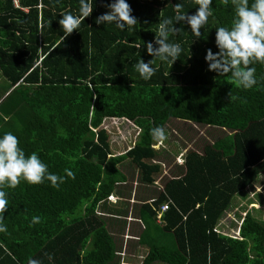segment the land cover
I'll return each mask as SVG.
<instances>
[{
    "label": "trees",
    "instance_id": "1",
    "mask_svg": "<svg viewBox=\"0 0 264 264\" xmlns=\"http://www.w3.org/2000/svg\"><path fill=\"white\" fill-rule=\"evenodd\" d=\"M18 1L16 7L0 0V75L12 90L0 103V137L11 132L26 157L37 153L49 173L64 179L56 186L46 179L0 186L8 200L0 212L7 228L0 242L16 264L29 258L37 264H120L114 237L97 212L108 209L118 185L128 184V162L142 185H158L162 149L151 129H166L172 119L217 129L221 137L201 151H186L158 197L138 200L143 264H264V219L246 212L237 237L218 229L232 199L264 173V63L249 65L257 84L245 90L233 84L231 71H209L205 60L209 49L220 51L216 29L231 27L233 0H212L200 36L186 20H174L177 4L181 14L194 15L196 0H127L137 23L123 30L96 23L114 0H89L87 18L80 0ZM67 13L81 16L68 36L59 24ZM164 19H173L175 29L168 42L182 48L172 64L147 52L149 43L159 48ZM140 59L153 61L150 79L136 71ZM108 119L131 123L135 131L118 156L102 127ZM169 199L173 205L158 225L157 212ZM127 215L118 210L108 217Z\"/></svg>",
    "mask_w": 264,
    "mask_h": 264
},
{
    "label": "clouds",
    "instance_id": "2",
    "mask_svg": "<svg viewBox=\"0 0 264 264\" xmlns=\"http://www.w3.org/2000/svg\"><path fill=\"white\" fill-rule=\"evenodd\" d=\"M212 0H196L199 5L194 15L181 14L182 5L177 4L175 10L177 15L175 21L186 20L195 36H200L201 27L207 22L211 15L210 5ZM234 18L231 27L221 26L216 29V44L220 49L214 55L209 49L205 56L209 64V71L222 73H232L233 84L242 89H251L257 84L255 68L250 64L264 63V0H254L249 6V0H233ZM109 11L97 17L96 23L114 24L118 29H125L129 25L137 23L132 15V9L127 0H114L108 5ZM93 11L89 0H80V12L84 18L91 15ZM81 23V16L67 13L62 15L59 24L67 36L73 33ZM173 19H164L158 26L156 44L159 48L153 50L152 44H147V52L158 58L161 62L172 64L181 54L182 48L179 43L168 42L169 33H174L175 29L170 27ZM162 38V39H161ZM153 61L145 63L139 60L135 69L142 79H150L154 75L156 68ZM152 138L159 144L167 140V133L163 126L151 129ZM18 138L11 132L0 137V186L9 188L16 187L23 179L29 184H40L45 179L53 186L57 181L63 182V177L49 173L47 165L33 152L30 156H25V152L18 146ZM67 176H73L71 171L66 170ZM7 193L0 190V212L6 210L8 204ZM4 217L0 215V232H6L7 228L3 223ZM39 217L34 218L38 222ZM239 234V232H238ZM28 264H37L29 258ZM127 264V263H126Z\"/></svg>",
    "mask_w": 264,
    "mask_h": 264
},
{
    "label": "rangeland",
    "instance_id": "3",
    "mask_svg": "<svg viewBox=\"0 0 264 264\" xmlns=\"http://www.w3.org/2000/svg\"><path fill=\"white\" fill-rule=\"evenodd\" d=\"M5 83V79L0 75V92ZM4 100H1L0 103ZM102 127L110 133H108L110 135V145L115 155L118 156L128 150V147L131 146L130 137L135 135V131L131 129V123L127 124L123 120L108 119L103 122ZM165 130L168 137L167 140L161 144L162 146L160 144L156 146V148L160 146V149H162L160 159L164 161L166 169L164 170L163 168L160 177H157L159 179L155 184L158 183V185H142L138 170L128 162L125 166V172L129 182L126 186H121L125 195H129L132 188L134 191L137 190L138 194L144 198L148 196L157 198L162 191L161 186L164 185V182L171 178L172 174H178L180 166L176 164V158L181 153L185 154L188 150L201 151L207 143H211L221 137V132L217 129L175 119L169 121ZM182 159L178 157V163H182ZM133 205L134 207L131 208ZM133 205L130 202L118 203L115 198L114 200L111 199L107 204V210L100 207L97 212V215L106 220L114 237L120 264H143L147 253V250L139 245V236L144 227L139 220L135 219L138 206L136 204ZM118 210L128 213V216L121 220L108 217V214ZM248 211H251L255 217L264 219V173L253 185H250L244 192L232 199L231 205L219 221L218 229L225 234L237 237L239 235V226ZM102 213L107 215L104 216ZM156 222L161 225L163 221L157 219Z\"/></svg>",
    "mask_w": 264,
    "mask_h": 264
},
{
    "label": "crops",
    "instance_id": "4",
    "mask_svg": "<svg viewBox=\"0 0 264 264\" xmlns=\"http://www.w3.org/2000/svg\"><path fill=\"white\" fill-rule=\"evenodd\" d=\"M6 83L3 85V89L0 92V101L4 100L12 91V90H8V92H6L7 88H8V85H6ZM183 155L184 154L181 153L178 157H181V159H182ZM178 157L176 158V164L181 166L183 163H178ZM160 165L162 167V170H163V168H164V170H166L165 169V163H164V161H162V159H160ZM121 186H126V185H118L116 190L114 191L113 195L111 196L112 200H114L116 198L118 203L119 202H130L132 205L136 204L137 206H139L138 204H141V203L138 202V200H151L154 198L153 196H148V197L144 198V197L140 196V194H138L137 190L134 191L132 188L130 189L129 195H125L124 189L121 188ZM110 201H111V199L109 198L108 203ZM135 202H137V203H135ZM114 204H116V203H114ZM132 207H134V205L131 206V208ZM0 264H16L15 254L11 253L10 250L7 248V246L2 244V242H0Z\"/></svg>",
    "mask_w": 264,
    "mask_h": 264
},
{
    "label": "built area",
    "instance_id": "5",
    "mask_svg": "<svg viewBox=\"0 0 264 264\" xmlns=\"http://www.w3.org/2000/svg\"><path fill=\"white\" fill-rule=\"evenodd\" d=\"M14 2H15V4H16V6L18 7V3H19V1L18 0H14ZM110 199H112V197H110ZM171 205H173V202H172V200L171 199H169L168 201H166L163 205H161V208H160V210L157 212V219L158 220H161L162 221V217H163V214L165 213V212H167L169 209H170V207H171Z\"/></svg>",
    "mask_w": 264,
    "mask_h": 264
}]
</instances>
